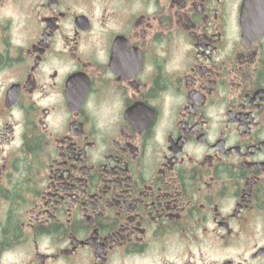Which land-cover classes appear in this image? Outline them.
Here are the masks:
<instances>
[{
    "label": "flooded vegetation",
    "instance_id": "flooded-vegetation-1",
    "mask_svg": "<svg viewBox=\"0 0 264 264\" xmlns=\"http://www.w3.org/2000/svg\"><path fill=\"white\" fill-rule=\"evenodd\" d=\"M0 264H264V0H0Z\"/></svg>",
    "mask_w": 264,
    "mask_h": 264
},
{
    "label": "water",
    "instance_id": "water-1",
    "mask_svg": "<svg viewBox=\"0 0 264 264\" xmlns=\"http://www.w3.org/2000/svg\"><path fill=\"white\" fill-rule=\"evenodd\" d=\"M243 19L245 23L255 19L261 20V11L253 7H246L243 13Z\"/></svg>",
    "mask_w": 264,
    "mask_h": 264
}]
</instances>
